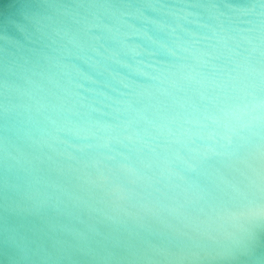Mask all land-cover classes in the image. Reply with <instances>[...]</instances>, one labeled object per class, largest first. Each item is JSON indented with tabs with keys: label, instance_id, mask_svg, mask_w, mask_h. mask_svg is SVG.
<instances>
[{
	"label": "clouds",
	"instance_id": "obj_1",
	"mask_svg": "<svg viewBox=\"0 0 264 264\" xmlns=\"http://www.w3.org/2000/svg\"><path fill=\"white\" fill-rule=\"evenodd\" d=\"M0 264H264V0H0Z\"/></svg>",
	"mask_w": 264,
	"mask_h": 264
}]
</instances>
